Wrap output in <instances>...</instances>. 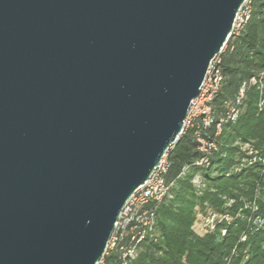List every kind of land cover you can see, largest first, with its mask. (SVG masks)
Listing matches in <instances>:
<instances>
[{"label":"water","instance_id":"1","mask_svg":"<svg viewBox=\"0 0 264 264\" xmlns=\"http://www.w3.org/2000/svg\"><path fill=\"white\" fill-rule=\"evenodd\" d=\"M245 1L0 0V264L98 263Z\"/></svg>","mask_w":264,"mask_h":264},{"label":"trees","instance_id":"2","mask_svg":"<svg viewBox=\"0 0 264 264\" xmlns=\"http://www.w3.org/2000/svg\"><path fill=\"white\" fill-rule=\"evenodd\" d=\"M250 15L237 35H230L221 53L220 86L211 105L212 123L201 134L216 144L206 155L208 163L196 164L204 156L197 150L193 128H187L168 150L164 175L170 195L151 205L154 229L140 241L127 264H264V0H249ZM251 77L262 82L249 84ZM244 93L239 103V89ZM235 107L237 117L215 122ZM241 144H248L258 159L247 166L236 160ZM203 186L200 195L192 181ZM230 202V203H228ZM210 217L213 229L201 234L193 228L197 211ZM209 228V227H207ZM102 264H120L119 252L111 250Z\"/></svg>","mask_w":264,"mask_h":264},{"label":"built area","instance_id":"3","mask_svg":"<svg viewBox=\"0 0 264 264\" xmlns=\"http://www.w3.org/2000/svg\"><path fill=\"white\" fill-rule=\"evenodd\" d=\"M250 9L249 0H246L235 14L230 35H237L242 30L249 18ZM224 47L211 59L206 74L199 86L198 95L191 100L185 119L183 120L181 133L187 128H193L192 134L197 143V150L204 154V156L196 161V164L199 165L208 163L206 155L216 148V144L212 140L205 138L201 134V131L212 123L210 102L218 90L222 79L219 63ZM257 81L260 82L258 83L259 85L262 84L259 78L251 77L249 84H255ZM243 93L244 88L241 87L235 98L236 103L241 101ZM236 117L237 110L235 107L230 108L226 113V117L220 118L215 122V134L219 133L222 122L227 119L234 121ZM172 146L173 144L169 148ZM169 148L150 176L126 200L114 223V230L107 242L104 254L97 264H102L104 255L108 254L111 250L119 252L120 264H127L135 257L136 247L139 242L145 240L146 236L151 235L150 232L155 226V212L152 210L151 205L160 202L170 195L171 184L166 182L164 178L168 167L167 155ZM212 217L211 215L210 218Z\"/></svg>","mask_w":264,"mask_h":264},{"label":"rangeland","instance_id":"4","mask_svg":"<svg viewBox=\"0 0 264 264\" xmlns=\"http://www.w3.org/2000/svg\"><path fill=\"white\" fill-rule=\"evenodd\" d=\"M258 83H260V82H256L255 84H257V88H259L260 90H262V87H263V85L261 84V85H259ZM260 87H259V86ZM264 101V99H262L261 101H259V106L262 104V102ZM235 143H238V141L237 142H235ZM239 145H240V147H241V151H242V153L243 154H241V156L239 157V156H237V158H236V160L237 161H239V163H240V165H238V167H241V166H247V165H249L251 162H254V161H256L257 159H258V156H257V154H255V152L252 150V151H250V147H249V145L248 144H241V143H238ZM262 162L264 163V158L262 159ZM192 183H193V188H194V191H195V193L197 194V195H200L201 194V192H202V189L205 187V186H203V184H201L200 182H199V180L198 179H194L193 181H192ZM168 197H171V195H169ZM228 203H230V202H228ZM196 211H197V213H196V218H195V221H194V224H193V228L197 231V232H199L200 234L202 233V232H204L205 230L207 231V230H212L213 229V222L214 221H212V219L213 218H210V217H206L205 215V213H206V211H208L209 210V208L207 209L206 208V210H205V213H203V212H201V211H198V209H199V205H196L195 206V208H194ZM210 211H212V213H211V215L212 216H215V218H216V216L218 215L214 210H212V209H210ZM210 215V216H211ZM207 227H209V228H207Z\"/></svg>","mask_w":264,"mask_h":264}]
</instances>
